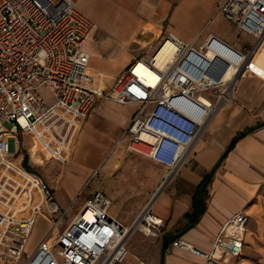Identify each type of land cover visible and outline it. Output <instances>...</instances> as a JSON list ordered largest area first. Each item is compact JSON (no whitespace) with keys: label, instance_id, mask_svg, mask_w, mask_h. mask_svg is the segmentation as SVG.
<instances>
[{"label":"built area","instance_id":"obj_1","mask_svg":"<svg viewBox=\"0 0 264 264\" xmlns=\"http://www.w3.org/2000/svg\"><path fill=\"white\" fill-rule=\"evenodd\" d=\"M217 11L252 37L248 47L239 49L213 34L196 44L168 33L147 59H134L108 89L112 101L138 104L117 144L163 167V188L188 161L214 113L234 103L241 75L258 74L248 65L264 40V0H219ZM93 28V21L75 8L73 0H0V246L6 245L2 238L17 222V236L6 247L12 260L25 252L40 206L35 204L28 217L17 219L8 205L29 186L46 201L44 217L56 231H49L23 264H124L130 232L139 228L153 235L163 225L151 211L154 198L126 226L109 213L110 199L95 191L59 230L67 209H60L51 187L22 163L25 137L31 141L29 150L55 162L66 161L96 98L103 96L104 88L97 86L103 76L89 69L83 49ZM167 43L171 57L160 67L156 58H166L167 49L161 51ZM144 68L153 79L144 77ZM43 86L55 98L53 103L39 93ZM248 217L239 211L226 218L207 251L178 238L169 245L191 251L203 264H236Z\"/></svg>","mask_w":264,"mask_h":264},{"label":"crops","instance_id":"obj_2","mask_svg":"<svg viewBox=\"0 0 264 264\" xmlns=\"http://www.w3.org/2000/svg\"><path fill=\"white\" fill-rule=\"evenodd\" d=\"M73 1L75 8L95 24L83 49L88 53V67L92 73L103 75V80L97 86L104 90L109 89L113 79L120 77L134 59H147L159 40L168 33L182 41L197 42L196 44L213 34L234 47L243 48L213 31L205 32L213 17L221 15L217 11L219 0ZM201 35L203 36L199 41ZM253 59L256 60L255 63ZM248 68L259 75L252 72L241 75L234 103L225 105L214 113L205 132L194 144L188 161L171 179L168 189H162L151 205L152 213L162 220L160 229L166 233L157 244V252L153 255L155 261L151 264H203L204 260L191 251L170 247V241L178 238L207 251L211 248L221 223L239 211H245L249 216L247 232L253 217L250 212L256 210L258 201L261 202L258 191L264 185V124H260L264 117L253 112L264 99V48L255 53ZM105 102L110 105L120 104L97 97L92 112L83 123L72 155L63 163L58 162L62 165V171L50 186L59 207L66 208L75 203L85 187H88L89 178L96 175L98 170L100 172L101 169L103 173V170L114 164L113 159L105 164L108 153L113 152L111 149L138 108V104H131L135 109L128 111L122 122V131L113 137L103 133L100 126L95 124L97 120L94 119V111ZM257 124L259 125L239 138L223 155L238 132ZM33 158L36 159L35 153ZM212 170L211 179L206 185L204 211L190 226L186 215L192 211L193 198L200 183ZM68 189L73 190L72 194ZM95 191L99 190L93 187L84 196L81 206ZM108 198L111 201L109 213L123 225H130L136 217L134 208L120 210L112 201L114 197ZM254 199L258 201L253 202ZM35 228L36 226L33 230ZM246 232L244 247L246 235L251 234ZM37 233L38 230L36 236ZM165 239L169 247L163 249ZM131 259L132 263L128 264L142 260L135 256ZM142 261L147 264V259L146 262Z\"/></svg>","mask_w":264,"mask_h":264},{"label":"rangeland","instance_id":"obj_3","mask_svg":"<svg viewBox=\"0 0 264 264\" xmlns=\"http://www.w3.org/2000/svg\"><path fill=\"white\" fill-rule=\"evenodd\" d=\"M208 31H213L215 34L220 36L222 35L225 40L234 42L235 45L238 46L248 47L253 41L252 37L240 32L231 24V22L225 20L220 14H217L215 17H213L208 29L205 32ZM202 36L203 35L199 36V41L202 39ZM255 61L256 60L253 59V63H255ZM39 93L47 103L51 104L55 101V98L45 86L39 89ZM108 94L109 90H104L103 96L101 98L111 100ZM134 107L135 106L131 104L110 105L106 102L102 103L97 111H94V119L97 120V123H93L99 125L103 133L109 134L113 137L118 136L120 131L123 129L122 122L124 118L127 116L128 111ZM253 112L254 114L264 117V99L261 101V104L253 110ZM82 128L83 124L74 138V143L68 158L74 151ZM118 141H116L115 145L111 149L113 152L108 153V158L105 163L107 164L109 160L113 159L114 164L111 167H108L106 170H103L104 174L100 169V172L98 170L96 175H92L88 180V187H85L84 192L79 196L75 203L66 208L60 206L62 210H67L63 215L64 217L60 219L58 223L57 228L59 230H62L67 225L76 210L81 206L84 196L90 190H92L93 187L105 193L110 198L114 197L112 201L115 202L120 210L125 211L127 209L134 208V211H136V216L140 209L146 204V202L154 198L158 193V189L161 187V184L164 180L166 170L149 159L143 158L136 154H129L127 151H125V149H123L121 144H117ZM30 148L31 141L28 137H25L22 141L23 159L24 157H27L28 168L35 174H38L37 176H39L50 186L52 182L57 180L58 175L62 171V165L58 162L45 158V153L39 154L38 152L29 150ZM33 153H35L36 159L33 158ZM168 187L169 185L163 188V190L165 189L166 191ZM68 191H70V194H72L73 190L68 189ZM263 191L264 185L260 187L258 191L259 197L257 196L258 199H261L262 203L257 200L259 203H257L255 207L256 210L250 212L253 217H251L246 233L251 232V234L246 235V245L243 249L242 256L240 257L241 259H239L240 261H238V264H264ZM34 193L36 194V197H33L34 199L32 200L28 209L23 210L24 212L19 211L15 216L17 219H25L31 214V207L36 204V202L38 204L40 202L39 205L41 213L38 214L39 216L37 217L35 223L36 228L32 231V234L28 239L25 252L18 260H12L8 254L6 245L10 243V240L16 237L18 233L16 230V227H18L16 222L15 224L10 225L11 230L7 231L5 236L2 238V242L6 245L0 246V264H23L27 256L32 251V248H35L40 237H44L51 227V223L43 216L48 211L47 203L46 201H42V197L36 189ZM53 199L56 201L54 195ZM255 200L256 199H254L253 202H257ZM20 202V205H23L24 197L20 198ZM37 230L38 233L36 236ZM54 232H56L55 229H51L49 234L53 235ZM164 235H166V233L161 229H159V231L153 235H146L142 229H136L131 233L129 240L127 241L128 256L124 261V264L132 263L133 259H131V257L134 258V256L144 260L145 262L147 259V264H151L152 261L154 262L155 258L153 255H155L157 252V244ZM156 257L158 259V256ZM159 259H161V256H159Z\"/></svg>","mask_w":264,"mask_h":264},{"label":"bare ground","instance_id":"obj_4","mask_svg":"<svg viewBox=\"0 0 264 264\" xmlns=\"http://www.w3.org/2000/svg\"><path fill=\"white\" fill-rule=\"evenodd\" d=\"M95 25V24H94ZM88 38V37H87ZM86 38V39H87ZM86 39H85V41H86ZM85 41L83 42V47H84V43H85ZM167 46H168V43L163 47V49H162V51H161V53L163 52V51H165L166 49V51L164 52L165 53V55L164 56H166V58L164 59V58H161L160 56H159V58H156L157 59V65L158 66H160V67H163L164 66V64L166 63V62H168L169 60H170V57H171V51L167 48ZM262 48H264V40L260 43V45H259V48H258V50L256 51V52H258V51H260ZM255 52V53H256ZM255 53H254V55H255ZM253 55V56H254ZM252 56V57H253ZM143 75H144V77L146 78V79H153L154 78V74L151 72V71H149V70H147V69H143ZM103 76V75H102ZM99 88H101V86H99ZM129 104V103H128ZM130 104H136L137 105V103H135V102H131ZM193 152V149H192V151H191V153ZM25 177V178H27V179H29V180H31L32 179V176L31 175H20V178H22V177ZM164 185V184H163ZM162 188H163V186L162 187H160L159 189H158V193L155 195V197H154V199L152 200V201H154L155 200V198L157 197V195L162 191ZM34 189H33V187L32 186H29L26 190H23L22 191V193L20 194V195H15V200L13 201V203H12V205H8V207L9 208H12V210H13V213H18L19 211H23V210H26V209H28V207L31 205V202H32V200L34 199L33 197L36 195L35 193H34ZM21 197H24V202H23V205H20V198ZM36 197V196H35ZM31 199V200H30ZM42 199V198H41ZM42 201H44L43 199H42ZM38 203L36 202V205H37ZM39 204H40V202H39ZM38 204V205H39ZM152 204H153V202H152ZM35 205V204H34ZM34 205L31 207V209L32 208H34ZM40 206V205H39ZM47 208H48V205H47ZM32 213H33V211H32ZM47 213H48V211H47ZM39 215H35L34 216V222H33V224L31 225V227H30V230H29V233H28V235H27V238H26V241H25V243H24V249H25V247H26V245H27V242H28V239L30 238V236H31V233H32V231H33V228H34V226H35V223H36V220H37V217H38ZM44 216V215H43ZM46 219V218H45ZM47 220V219H46ZM48 221V220H47ZM51 228H52V224H51V227H50V229L47 231V233L51 230ZM136 229H133L131 232H130V234L128 235V240H129V238H130V236H131V233L132 232H134ZM46 233V234H47ZM32 252V251H31ZM30 252V253H31Z\"/></svg>","mask_w":264,"mask_h":264},{"label":"trees","instance_id":"obj_5","mask_svg":"<svg viewBox=\"0 0 264 264\" xmlns=\"http://www.w3.org/2000/svg\"><path fill=\"white\" fill-rule=\"evenodd\" d=\"M260 124H264V121L261 122ZM259 124L250 127V128H246L245 130L238 132L230 141V143L227 145L225 152L223 155H225L235 144V142L241 138L242 136H244L245 134H247L248 132L252 131L255 127H257ZM23 165L27 166V157H24L23 161H22ZM213 170L208 173L204 179L202 180V182L200 183L196 194L194 195L193 198V208L192 211L190 213H188L186 216L189 218V224L188 225H192L194 224L198 218L200 217V215L202 214V212L204 211V199L206 196V185L207 183L210 181L211 176H212ZM187 225V226H188ZM168 246V243L166 241V239L163 241V249H165Z\"/></svg>","mask_w":264,"mask_h":264}]
</instances>
